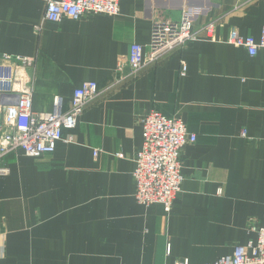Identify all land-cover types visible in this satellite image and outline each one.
I'll return each mask as SVG.
<instances>
[{
	"label": "crops",
	"instance_id": "crops-1",
	"mask_svg": "<svg viewBox=\"0 0 264 264\" xmlns=\"http://www.w3.org/2000/svg\"><path fill=\"white\" fill-rule=\"evenodd\" d=\"M48 1L0 0V55L35 58L25 72L35 113L51 112L55 97L68 111L84 82L99 92L52 153L3 157L0 264H208L255 241L250 225H264V52L249 56L227 35L233 27L259 40L264 0H122L117 16L59 23L43 20ZM186 10L199 11L195 40L151 61L153 25ZM209 23L214 41L202 30ZM133 43L146 64L117 72ZM154 110L196 137L182 150L184 181L168 212L134 198L139 119Z\"/></svg>",
	"mask_w": 264,
	"mask_h": 264
},
{
	"label": "built area",
	"instance_id": "built-area-1",
	"mask_svg": "<svg viewBox=\"0 0 264 264\" xmlns=\"http://www.w3.org/2000/svg\"><path fill=\"white\" fill-rule=\"evenodd\" d=\"M122 0H49L44 21L59 23L65 19L78 20L85 16H117ZM198 10L182 12L179 20L155 23L152 27L150 60H156L169 50L195 40L191 30ZM36 26L35 31L39 32ZM209 40L214 41V24L203 27ZM227 43L243 48L249 56L264 52V29L259 40L243 37L231 27ZM146 64L144 47L131 44L126 56L116 64L117 72L134 74ZM35 65V58L11 54L0 55V163L7 154L17 150L26 156L52 153L62 139L64 130H73L83 106L98 95L95 82H84L72 96L70 108L63 112L61 100L54 98L52 111L39 114L32 110L31 89L27 84L26 70ZM186 63H181L180 76L186 75ZM142 145L134 156L132 178L134 198L139 205L158 204L168 212L181 191L184 181L181 155L183 148L194 143L196 137L188 132L185 123L177 117H167L158 111H150L139 119ZM245 132L242 133V137ZM97 150L93 153L97 155ZM121 157V155H119ZM8 168L0 164V175L8 174ZM249 230L255 232V241L237 245L231 255L218 258L208 264H264V225ZM168 251V249H167ZM178 264H189L187 260Z\"/></svg>",
	"mask_w": 264,
	"mask_h": 264
}]
</instances>
